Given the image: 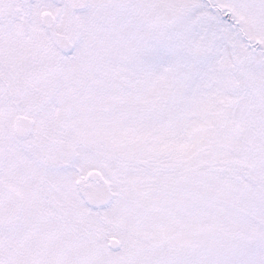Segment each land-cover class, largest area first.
<instances>
[{
	"label": "snow or ice",
	"instance_id": "obj_1",
	"mask_svg": "<svg viewBox=\"0 0 264 264\" xmlns=\"http://www.w3.org/2000/svg\"><path fill=\"white\" fill-rule=\"evenodd\" d=\"M0 264H264V0H0Z\"/></svg>",
	"mask_w": 264,
	"mask_h": 264
}]
</instances>
